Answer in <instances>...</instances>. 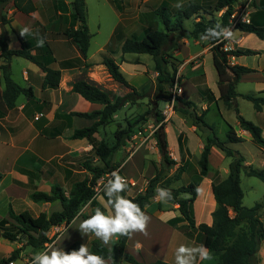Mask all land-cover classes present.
<instances>
[{
	"label": "trees",
	"instance_id": "trees-1",
	"mask_svg": "<svg viewBox=\"0 0 264 264\" xmlns=\"http://www.w3.org/2000/svg\"><path fill=\"white\" fill-rule=\"evenodd\" d=\"M13 2L14 6L26 13L34 12L37 7L33 0H0V6H5L9 2ZM117 7L120 8L119 0H114ZM238 0H216L212 5H201L197 0H188L181 7L177 14H173L174 18L166 17L165 7H162L158 14L162 15L163 28H145L143 36L126 37L121 45L122 53H147L152 56L154 61V69L157 72L156 82L147 92H140L136 86L131 84L120 69L119 63L110 55H102V63L106 66L111 77L118 83L130 89L124 95L113 97L110 92L100 86L90 83L86 80L79 79L72 83V90L80 94L86 100L92 103L103 104V107L92 112H71L70 115H76L93 120L92 124L81 128H75L70 134L72 139L86 138L92 145V156L86 158L82 162V166L91 173L90 177L82 180H76L72 183L69 190L59 184H54L50 192L34 189L30 193V198L34 202H55L61 203V209L48 213L41 211L34 216L29 210L25 209L16 212L12 207L9 208V218L0 219V238L7 239L11 242L21 244L12 252L0 258V264H8L19 258L24 247L30 246L34 249L43 248L45 245L56 240L58 234L49 236V231L54 226H60L62 223L69 225L80 212L81 208L90 203L94 208L104 207L99 202L96 195L95 187L100 178L111 174L114 170L119 171L121 168L114 161V153L123 149L126 142L135 133V125L138 123L130 122L127 127L117 124V129L113 132V142L109 143L107 138H98L101 129L113 122L115 115L123 109L127 104L136 102L139 98L150 97V104L156 111V120L159 122L163 119V114L159 108V102L162 100L161 95L167 94L169 97V89L174 85V81L178 72V66L172 61L170 51V43L175 37H200L205 33L207 28L214 27L219 20L223 26L228 25V16L231 13L232 6ZM71 22L64 29L62 35L68 41L76 45L81 58L68 59L61 62L64 68L74 67L78 65L88 66L87 62L88 50L90 46V31L88 27V9L86 0H72L71 4ZM227 8L220 16L216 13ZM203 14H208L205 16ZM200 15L198 21H194L192 29L185 27V19L192 16ZM7 18L0 13V23L3 26L0 35V50L3 63L0 65L2 78L5 83L3 91V101L7 109L15 107L16 100L19 95H25L29 100L34 98V90L32 87H26L17 83L11 74L10 61L13 56L23 57L38 65L45 73L42 88H57L61 79V69L51 67L56 61L53 51L48 41H44L43 46H38L37 52L33 53V46H27L23 37L22 47L11 49L8 46V36L4 25ZM237 29L245 32L256 34L259 38L264 39V0L260 2V6H256V10L252 13L251 22L248 24H239ZM27 36V35H26ZM212 44L211 51L213 55V64L218 74V89L220 92L219 100H221L226 108H233L238 113V121L240 126L248 131L253 140L264 146V136L262 128L243 117L240 114L236 98L241 96L254 105L257 111H261L264 106V95H254L250 93H239L237 84L241 76L245 73L253 71L250 67L231 64L232 56L253 55L258 51L251 48H235L224 50L225 41L209 40ZM207 94L208 103L216 100L214 94L207 87L204 89ZM152 93V94H151ZM178 101L184 104L183 108L175 105V111L182 112L183 115H190L193 124L199 128H206L208 134L205 137L203 149L197 161L198 175L194 181L182 184L178 187H170L172 183L178 181L187 171V164L181 163L177 166L175 172L171 175H165L162 168H156L154 175L148 180L144 191L127 198L138 203L142 210L145 211L146 206L151 204L156 197V189L158 187L170 189L173 193V200L170 201L178 205L179 216L169 219L168 222L178 227L179 222H186L182 229L187 235H193L197 232V241L210 249L214 256L217 257V264H258V252L261 245L264 244V224L260 218V209L262 204L256 203L253 207L243 204L244 192L241 187L240 174L244 172L247 175L259 177L264 181V170L245 164V157L236 149L231 148L221 140L215 131V125L209 123L205 119L207 109L201 114L197 113L196 104L190 100H184L181 97ZM150 111H146L141 115L142 119L147 120ZM165 124L162 123L154 132L156 144L161 156V163L167 167L177 164V161L170 156L167 136L165 132ZM227 141L236 143L243 140L238 136L236 130L229 124L227 131ZM178 143L180 150L183 148V134L178 135ZM212 147H217L226 156L232 158L229 164V171L226 177L220 175L212 177V192L216 200V208L212 212L213 222L211 225L200 222L197 223L195 217L194 203L198 197V186L203 177L208 176L210 168V153ZM97 158L101 161L100 165H93L92 161ZM189 166V165H188ZM0 172V179L2 178ZM164 183V184H163ZM106 197V196H105ZM107 198V197H106ZM95 210V209H94ZM91 213L82 214L87 219ZM243 227V228H242ZM240 229L238 231L237 229ZM232 239L230 242L229 239ZM128 237L121 236L115 239L112 248L107 247L98 239H92L89 250L100 254L105 259H110L109 264H118L123 259L131 264H170L169 262L158 259L152 262H144L138 260L132 254L127 253ZM81 241L73 242L65 251L78 249Z\"/></svg>",
	"mask_w": 264,
	"mask_h": 264
},
{
	"label": "crops",
	"instance_id": "crops-1",
	"mask_svg": "<svg viewBox=\"0 0 264 264\" xmlns=\"http://www.w3.org/2000/svg\"><path fill=\"white\" fill-rule=\"evenodd\" d=\"M33 1L36 4L37 9L30 14H26L18 10L12 1L7 3L4 7L0 6V13L4 14L7 18L4 28L7 31L8 46L11 49L21 48L23 43L19 38L20 30L24 27L29 28L31 34L23 37L26 45L29 47L33 46L32 52L36 53L38 48V39L48 41L53 51V56L56 59V61L51 64V67L61 69V79L57 88L43 89L42 83L45 75L43 70L33 62L31 66L30 64L26 65L24 62H19V60H16V57L18 56H13L10 61L12 76L13 64L14 61H16L18 66L22 65L20 78L24 84L17 81L16 82L26 87H32L35 97L29 100L25 95L21 94L25 97V99H20L21 95H19L16 100L15 107L7 109L3 101L5 83L0 69V172L3 175L0 179V219L9 218L10 207H12L16 212L23 211L26 208L29 210L28 208H31L33 205L29 200L30 193L35 188L41 191L50 192L52 185L59 184L68 190L66 186H64L65 184L62 185L60 183V179L62 177L69 180V178L72 177L74 173H78L80 171L90 174V172L85 168L83 170H78L69 165V163L79 159L78 157H82L84 155L92 156V145L88 139H72L69 137L75 128L84 127L77 124V119L84 117L70 114L71 112L75 111L92 112L94 110L101 109L103 104L92 103L86 100L80 94L73 92L72 83H74L76 80L83 79L90 83H94L110 92L104 83V80L107 82H112L115 80L111 77L106 66L102 63V55H110L116 61L118 60L117 58L121 57V61H119L120 69L124 70L123 68L128 62L129 67L132 68L131 74L136 76V74L140 71L139 68H142L140 65L143 66V64L138 59L125 58V53H122L121 51L123 40L126 37H131L134 35L138 38H141L145 28H163L162 20L164 17L160 14H154V10H149L147 12L149 14H136L137 17L135 21H133L134 23L139 24V32H137V30L131 29V24L128 22H123L127 20L126 18H123L126 12V6H129L135 2H137L138 6L141 2L146 3L150 0H119L118 2L121 6L120 8L117 7L114 0H106L107 2H111L115 5L116 9L120 13V18L118 24L115 25V27L111 29L107 35H105L103 41L99 43L98 52L101 56L95 60L92 59V56H89L91 43L95 34L97 33H93L88 24L91 37L86 61L91 64L88 66L78 65L64 68L61 66L62 61L81 58V54L76 45L68 41L62 35L64 29L69 26L71 14H67V17L64 14H55L56 10L58 9L59 0ZM63 1L69 6L72 2V0ZM165 1L168 2L169 0ZM215 1L216 0H199V3L201 5L207 6V4H213ZM261 1L262 0H256L255 10L256 6H260ZM169 4L171 5V3ZM50 11H52L54 14H49ZM203 15L209 16L208 14ZM216 15L219 16L217 13ZM166 17L171 18V20L174 18L173 14H166ZM189 19H193L194 23V21H198L200 19V15L192 16ZM2 29L3 26L0 23V35L2 33ZM233 31L239 32H235L234 40L227 41L232 49L249 48L242 46V42L246 38L255 37L254 33L241 31L239 29H235ZM258 43L259 47L251 48L258 51L257 54H253V56L257 57L256 64L250 65L242 61V58L245 55L232 56L230 58V63L250 67L253 71L243 74L239 82L242 80L255 81V83L260 85V87H258V92L264 94V39H261V42ZM170 46L171 48L169 52L172 55V61L177 63L179 62V59H181L183 66H185L188 71L187 77H185L186 79L184 78V80H187V95L184 93L181 95V98L184 100L193 101V99L197 97V106L202 111L207 109L205 119L207 118V114L212 107H216L219 113L222 115V107H226L224 106L223 102L218 99L220 96L217 84L218 74L216 75L213 71H209L210 57L212 60V62H210L211 67V64L213 63V55L211 51L212 44L210 41L202 40L201 36L197 38L181 36L177 38L175 37V39L172 40V43H170ZM2 63L3 58L1 57L0 50V65ZM129 82L133 84L134 80ZM205 87L209 88L214 94L216 98L215 101L208 103L207 94L204 91ZM238 98L239 97L236 98L237 103ZM180 106L183 108L186 107L182 103ZM176 112L177 115L175 114L172 127L175 129V131L177 129V132L174 137L173 144L170 142V140H168L170 129L173 128L167 127L166 129L168 147L171 149V154H174V159H177L176 161L179 160L178 165L181 163H192L194 159L196 161V168L198 171L199 168L197 161L200 156L198 157L196 155V152L194 151V148H191V145L194 141L195 148H197L199 154H201L208 131L203 133L201 129L197 128L194 124L191 125V127L188 126L185 128L186 124L184 121L186 118L184 116H179L178 113L182 112ZM259 112L264 113V106ZM116 116L117 114L115 117ZM92 122L93 120H90L89 125L92 124ZM226 124L228 126L227 131L230 124L236 130L237 135L243 138L242 141L253 139L251 134L240 126L238 120L236 126H233L228 120H226ZM259 126L262 128L264 136V125L259 123ZM180 133L183 134V148L181 150L178 143V135ZM213 149L214 147H212L211 153ZM262 151L264 152V148ZM134 155L127 157V159L122 163L121 166H119V168L123 169L126 162L131 160ZM160 159L161 156L159 157V160ZM62 161L65 163L63 164ZM66 163H68V165H65ZM92 164L100 165L101 161L97 158H94ZM246 164L249 163L246 162ZM189 167L190 166L187 165V169ZM129 179L135 182L134 185L131 184L132 186L137 185L138 181H136L137 179H135L134 176L130 177ZM73 182L75 181H72L71 185ZM147 182L148 181H146L144 185L139 188L137 193L145 190ZM200 184L206 185L208 194L210 196L211 205L210 208H208L205 212L206 216L201 217V219L198 217L196 218V221L197 223L205 221V223L211 225L213 222L212 212L217 206L212 192V177L210 175L203 177ZM132 186H129L128 190H133L134 192L135 188ZM127 191L122 193L126 197L137 194L135 193L130 195L127 193ZM104 200L105 202L107 201L105 196ZM33 203L41 202L33 201ZM44 203L48 205L50 202ZM100 203L103 206V203ZM18 204L21 205V209H18ZM149 206L151 205H147L145 209V213L151 217V220L148 224L149 234L148 236H144L137 233L131 238H128L125 250L127 253L132 254L138 260L144 262H152L162 258V260L171 263L174 261L173 258H175L176 248L180 246L181 242V245H185L186 243H191L190 246L202 245L197 241V232L193 233L194 238L184 232L182 227H184L186 222H179L178 227H174L168 222L169 219L180 215L178 209L174 212H164L160 211L158 208L153 209ZM93 210L94 209H92V211ZM104 210L110 213L112 208L110 207V210H107L104 207ZM29 211L34 216H36L41 211H46V209L38 208L37 211H34L35 213L31 210ZM195 217H197L196 213ZM160 229H166V232H169L170 237L167 236L166 238H162L159 232ZM60 236L61 232L58 233L56 240L48 246H55L58 243ZM138 243L141 245L139 250L137 249ZM16 244L17 247L21 246V244ZM48 246H46L45 250H49ZM262 250H264V244L258 253H260ZM105 260L107 261V264H109L111 261L110 259ZM20 261L21 260H16L15 262L16 264H19L18 262ZM21 262L22 264H31V262ZM197 264H217V257L214 256V259L211 261L198 260Z\"/></svg>",
	"mask_w": 264,
	"mask_h": 264
},
{
	"label": "rangeland",
	"instance_id": "rangeland-1",
	"mask_svg": "<svg viewBox=\"0 0 264 264\" xmlns=\"http://www.w3.org/2000/svg\"><path fill=\"white\" fill-rule=\"evenodd\" d=\"M188 0H169L168 2L171 3V5L165 1V0H150L149 2L143 3L141 2L137 6V2L126 6V12L123 18H126V21L123 22H128L131 24L130 28L133 30H137L139 32V24L134 23L137 15L136 14H149L147 13L149 10H154V14H158L160 12L162 7H165V12L167 14H177V11L180 8H177L175 5L181 4L182 7L185 5V3ZM199 2V0H197ZM87 3V9H88V24L90 26V29L93 33L95 34L93 41L91 43V48L89 50V56H92V59H97L101 55L98 52V47L99 43L103 41L105 35H107L111 29L115 27V25L118 24L119 21V11L116 9L115 5L111 2H107L106 0H86ZM214 3V2H213ZM211 3L207 4L210 5ZM212 5V4H211ZM72 9L71 7L66 4L63 0H59L58 3V9L56 10L55 14H64L65 16L67 14H71ZM49 14H54L52 11L49 12ZM67 17V16H66ZM134 20V21H133ZM71 20L69 21L70 24ZM185 25L187 28H192L193 27V19H186L185 20ZM238 33L239 31H235ZM234 32V33H235ZM255 37H249L243 40L242 46H246L249 48H257L259 47V43L261 42V39L254 34ZM125 58L126 59H138L141 61L143 64L140 65L142 68H139L140 71L136 74V76L132 75V68L129 67V63L127 62L126 66L123 68L124 70H121L126 78L129 81L134 80L133 85L136 86V88L144 93L147 92L152 85L155 84L156 82V71L154 69V61L152 59V56L147 54V53H125ZM118 63L121 61V57L117 58ZM16 60H19V62H24L26 65L31 66L32 62L26 58L23 57H16ZM21 60V61H20ZM242 61L253 65L257 63V57L253 55H245L242 58ZM210 62H212L211 57H210ZM209 62V71H213L214 74L217 75V72L215 70V67L213 63L211 64L212 67L210 66ZM178 66V76L179 80L178 82L183 88V93L187 95V80H184L185 77H187V68L183 66L182 60L179 59V62L176 63ZM21 66H18L17 62L14 61L13 64V79L19 83L24 84V82L20 78V72H21ZM213 68V69H212ZM186 79V78H185ZM106 86L108 87L111 95L113 97L117 95H124L127 92L130 91L129 88L126 86L116 82H107L104 80ZM258 85L255 83V81H248V80H242L238 82L237 85V90L241 93H250L254 95H264L263 93L258 92ZM152 94V93H151ZM181 97V96H179ZM168 96L167 94L161 95V101L159 102V108L161 109ZM20 99H25L23 95L20 96ZM150 97H145V98H139L136 102L127 104L126 107H124L121 111L117 113V116L113 119V122L110 123L108 126L104 127L101 129L100 135H97L98 138L104 137L107 138V141L109 143L113 142V132L117 129L118 125L121 124L122 127H127L130 122H135L137 120L138 123H136L134 129L135 133L138 131H142V135H138L134 141L135 143H141L142 140L148 136L147 139H145L144 143L141 145V147L136 151L132 157L131 160H128L126 164L124 165V168L121 169V174L122 176L126 177L129 179L130 177H133L137 179V185L132 186L130 182H128L129 186H132L134 189L133 190H128L127 193L132 195L137 193L139 188H141L146 181H148L155 173L156 168H162L165 172V175H171L175 172L178 166V162L175 165H172L170 167H167L166 164L161 163V159L159 160L160 157V152L158 150L157 144H156V138L154 136V132L152 131L159 128V124L161 121L156 120V111L150 104ZM197 101L198 98L195 97L193 99V102L196 104L197 108V113L201 114L202 110L197 106ZM175 105H181V103L176 100ZM238 108L240 111V114L245 117L246 119L253 121L254 123L262 124L264 125V113H261L257 111L254 108V105L251 101L239 96L238 98ZM150 111V113L147 115V120L142 119L141 115L144 114L146 111ZM175 114L177 115V112L175 111L169 118L168 120L164 121L165 123V132L167 127H172L174 123V118ZM179 116H184L185 119V128L188 126L191 127L193 125L192 117L190 115H183L182 113H178ZM77 124L79 126H86L89 125L90 120L86 118H78L77 119ZM206 120L209 123H213L215 125V131L217 136L226 142L228 146H230L233 149L238 150L246 159V162L249 164H252L253 167L262 169L264 170V152L262 151L264 146L258 144L255 142L253 139H248L245 141H240L236 143H230L227 141V124L226 120H228L233 126H236L237 120H238V113L235 111V109L231 108H223L222 107V115L219 113L216 107H212L211 110L207 114ZM173 128V127H172ZM203 133L207 132L208 130L206 128L201 129ZM177 129H170L169 135H168V140L173 144L174 137L176 135ZM134 133V134H135ZM152 133V135H150ZM133 134V135H134ZM132 135V136H133ZM195 142H192L191 148H194V151L196 152V155L199 157V151L197 148H195ZM130 144L126 142V146L121 149V151H117L114 153L113 161L117 166H121L122 163L129 157V148ZM263 147V148H262ZM123 150V152H122ZM170 156L174 159V154H171V149H169ZM91 156L84 155L82 157H78L79 159L73 161L72 163H69L70 166H72L74 169L78 170H83L84 167L82 166V162L85 160V158H90ZM143 159V160H142ZM81 160V161H80ZM177 160V159H174ZM232 158L229 156H226L223 151H221L219 148L214 147L212 153L210 154V168H209V174L211 177H214L215 175H220L222 178L226 177L229 171V164L231 162ZM63 164L65 163L62 161ZM192 162V161H191ZM65 165H68L66 163ZM190 167L187 169L186 172H184L183 176L181 177L180 180L175 181L170 185V187H178L182 184H187L188 182H192L195 180V178L198 175V171L196 168V161L193 159L192 163L188 164ZM91 173L88 174L87 172H78L74 173L72 177L69 178V180L64 179L63 177L60 179V183L69 190L71 182L76 181V180H82L85 177H90ZM241 177V187L244 192V197H243V204L248 207H253L256 203L260 202L262 204V207L260 209V218L264 224V181L260 179L259 177L256 176H251L247 175L244 172L240 174ZM105 180H107L105 178ZM147 184V183H146ZM164 184V183H163ZM198 198L195 202V213L197 214L196 218H200L203 216H206V210L210 208L211 202H210V196L208 194V190L205 184H199L198 187ZM30 202H32L31 208H28L32 212L37 211L38 208L46 209L47 212L52 213L54 211H58L60 209V202L56 201L53 203H49L48 205L44 202L41 203H33L31 198H29ZM99 202L103 203V206L107 204V201L105 202L104 200V194L103 190L98 196ZM89 204V205H87ZM85 204L81 210L84 211V214L90 213L92 209H95L93 206L90 205V203ZM151 208L153 209H159L160 211H176L178 208V205L172 202H169L167 204L159 203L156 199V197L153 199V201L150 204ZM21 205L18 204V209L20 208ZM24 207V206H22ZM27 209V208H26ZM110 210V206L107 208V210ZM80 210V211H81ZM106 211V210H105ZM35 213V212H34ZM106 214H114V210L106 212ZM165 215V214H163ZM84 220L83 215H79V217L74 219L70 225L66 227L65 223H62L60 226L52 227L49 231V236H53L55 233L58 234V232H61L60 239L58 240V243L53 246L55 248H64V250L70 246L73 242L75 241H81L87 245V247H90V242L92 239H97L94 235L89 234V235H81L79 231V224L81 221ZM161 220V219H160ZM162 221V220H161ZM205 222V221H203ZM62 226V228H61ZM243 228V227H242ZM241 228L237 229L240 231ZM160 236L162 238H166L167 236L170 237L169 232H166V229H160ZM191 237L194 238V235ZM233 237L229 239L231 242ZM99 240V239H98ZM102 242V241H101ZM115 242V238L113 241L109 244L106 245L109 248L113 247V244ZM182 243V242H181ZM180 243V245H181ZM49 243L48 245H50ZM178 244V243H177ZM45 245L43 248L40 249H34L30 246L24 247V250L20 253V256L16 260H21L24 262H31L32 257L34 253L40 252V251H46ZM186 246H190L191 243H186ZM263 244L261 245V247ZM13 247V248H12ZM17 247V244L15 242H10L4 238H0V258L8 256L13 249ZM178 248V247H177ZM176 248V249H177ZM162 259V258H161ZM174 261H172L170 264H175V258H173ZM18 262L19 264H22V262ZM118 264H131L123 259H121ZM258 264H264V250H262L260 253H258Z\"/></svg>",
	"mask_w": 264,
	"mask_h": 264
},
{
	"label": "clouds",
	"instance_id": "clouds-1",
	"mask_svg": "<svg viewBox=\"0 0 264 264\" xmlns=\"http://www.w3.org/2000/svg\"><path fill=\"white\" fill-rule=\"evenodd\" d=\"M181 8V4L175 5ZM20 36L25 37L31 34L29 28L20 30ZM202 40L232 41L235 33L232 28L223 26L217 21L214 27L207 28L201 36ZM43 39H38V46H43ZM227 50V49H226ZM129 188L126 177L121 176L119 171L114 170L111 178L103 186V194L107 197L105 209L109 206L114 214H106L100 207L79 224L81 235H94L104 245H109L114 238L121 236L131 238L134 234L148 236V224L151 217L142 210L138 203L127 198L125 193ZM156 199L159 203L167 204L173 200V193L170 189L158 187ZM84 214L81 210L78 216ZM141 245L137 244V249ZM49 250L34 253L31 264H107V261L100 254L91 252L85 243H81L78 249L65 251L64 248L48 246ZM214 259L213 253L204 245L186 246L180 245L175 252V264H197V261Z\"/></svg>",
	"mask_w": 264,
	"mask_h": 264
},
{
	"label": "built area",
	"instance_id": "built-area-1",
	"mask_svg": "<svg viewBox=\"0 0 264 264\" xmlns=\"http://www.w3.org/2000/svg\"><path fill=\"white\" fill-rule=\"evenodd\" d=\"M255 3L256 0H238L236 3L233 4L232 6V10L231 13L228 16V25L226 27L232 28L233 30L237 29L239 24H248L251 22V17H252V13L255 10ZM227 8H223L221 10H219L217 12V14L220 16ZM223 49L224 50H231L232 47L227 43V41H225L224 45H223ZM179 80V76L178 74L176 75L175 81H174V85L169 89L170 91V95L167 98L164 106L161 108V112L163 114V119L161 120V123L159 125H161L162 123H165L164 121L168 120V118L175 112V103L176 100L179 96L182 95L183 93V88L180 85V83L178 82ZM157 130V129H156ZM155 128L152 131L155 132L156 131ZM152 133H150V135H152ZM138 135H142V131H138L137 133H135L131 138H129L127 140V142L131 145L128 152H129V157H131L136 151H138V149L141 147V145L144 143L145 139L148 138L145 137L141 143H135L136 141H134L136 139V137ZM105 178L107 180H105ZM111 178V174L106 175L105 177H102L99 179L95 190H96V195L99 196V194L102 192L103 190V186L107 183V181ZM128 182H130L132 185L135 184V182H133L130 179H127ZM54 227H58V226H54ZM59 233V232H58ZM16 261V260H15ZM15 261H11L8 264H16Z\"/></svg>",
	"mask_w": 264,
	"mask_h": 264
},
{
	"label": "water",
	"instance_id": "water-1",
	"mask_svg": "<svg viewBox=\"0 0 264 264\" xmlns=\"http://www.w3.org/2000/svg\"><path fill=\"white\" fill-rule=\"evenodd\" d=\"M236 100V99H235Z\"/></svg>",
	"mask_w": 264,
	"mask_h": 264
}]
</instances>
